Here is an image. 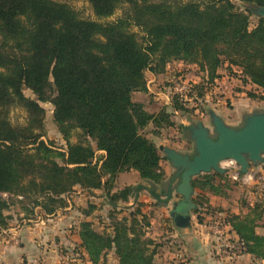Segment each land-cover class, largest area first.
I'll return each mask as SVG.
<instances>
[{
    "label": "trees",
    "instance_id": "16d2710c",
    "mask_svg": "<svg viewBox=\"0 0 264 264\" xmlns=\"http://www.w3.org/2000/svg\"><path fill=\"white\" fill-rule=\"evenodd\" d=\"M84 1L97 19L124 10L119 19L101 24L52 0H0V231L11 222L3 195L33 199L29 217L19 211L22 222L35 209L53 214L76 187L109 191L120 173L135 171L152 185L163 181L160 154L143 130L149 125L156 132L172 128L173 114H149L132 100L134 94L146 93V72L162 75L170 62H180L196 67L211 85L225 60L239 70L242 84L255 88L247 97L264 102V19L250 29L251 14L233 3L264 7V0ZM200 88L198 98L207 89L204 84ZM172 101L174 112L183 110L177 97ZM39 103L53 106V123L67 142L65 152L41 140L44 110ZM12 107L26 112L24 126L10 124ZM72 132L77 137L73 144ZM215 177L229 184L226 177L206 175L191 181L193 191L223 195ZM141 188H126L110 202L127 200ZM169 200L167 195L160 204ZM192 202L196 210L200 204ZM257 209L249 208L228 224L244 243L245 254L264 261V236L255 232ZM115 211L109 215L111 233L80 225L89 263L103 264L112 252L118 264H153L155 245L145 237L147 217L136 210L131 219L118 220Z\"/></svg>",
    "mask_w": 264,
    "mask_h": 264
},
{
    "label": "crops",
    "instance_id": "0c3cea01",
    "mask_svg": "<svg viewBox=\"0 0 264 264\" xmlns=\"http://www.w3.org/2000/svg\"><path fill=\"white\" fill-rule=\"evenodd\" d=\"M181 65L180 62L168 64L162 75L155 76L146 72L147 91L136 95L140 97L139 101L145 104L144 109L147 113L158 114L165 110L169 114H176L168 95L150 91L149 85L154 82L159 84L169 68ZM219 79L216 82L221 81ZM235 97H239V94H236ZM232 105L234 107L232 111H226L220 107L221 112H215L226 125L234 129L241 128L247 116L253 113H264V102L255 104L248 97L236 98ZM171 120L175 123L176 117L172 116ZM181 125H185V123L181 122ZM149 127L153 128L152 125L147 128ZM162 135L156 137L157 139L150 135L145 136L154 143L157 149L166 147L182 155L194 154L191 142L185 140L184 144L175 143L172 139L169 141L162 138ZM159 154L161 158L159 166L163 171L164 179L158 185L142 181L135 171L120 173L115 177L113 187L109 191H105L103 188L86 191L76 187L73 193L64 197L65 205L57 208L53 214L46 215L41 210L35 209L33 218L22 222L15 221L14 225L9 224L6 230L0 231V264H90L81 247L80 225L87 223L96 233H111L109 215L114 209L116 210L115 217L118 220L125 217L131 219L135 216L136 210L147 217L149 227L145 230V237L155 245L153 264H264L263 260L256 259L249 254H244L238 260H225L220 255L218 246L214 245L207 237L203 226L207 220L213 218V209L223 210L227 207L228 204L224 202L228 197L226 190L223 191V195H214L207 190L195 189L192 200H195L197 196L204 197V203L198 205L197 209L194 208L190 213L189 228L175 227L170 212L174 207H179L181 198L172 190L167 204L164 206L160 204V201L166 200L169 194V183L174 171L164 156L160 152ZM97 155L101 158L104 153L98 152ZM202 176L206 175L198 176L192 180ZM218 176L226 177L231 189L233 186L234 188L237 186L236 182L229 180L227 173ZM224 183L223 180L214 178V184L219 185L222 190ZM138 185H141V190L135 192L133 196H128L127 200L118 197L115 199V204L110 202V197L118 195L126 188ZM251 207L252 205L248 202L242 203L241 206L230 212L233 215L232 220L247 214ZM217 212L225 219L230 218L226 211ZM226 223L230 222L226 220ZM228 229L231 237L238 238L229 224ZM111 255H113L112 252L108 257ZM113 257L115 256L113 255Z\"/></svg>",
    "mask_w": 264,
    "mask_h": 264
},
{
    "label": "rangeland",
    "instance_id": "374dc122",
    "mask_svg": "<svg viewBox=\"0 0 264 264\" xmlns=\"http://www.w3.org/2000/svg\"><path fill=\"white\" fill-rule=\"evenodd\" d=\"M59 3H64L70 6L78 16L83 20L94 21L97 23L105 24L108 22H114L115 20L119 19L122 16L124 7H120L117 9L114 14L105 19H97L92 12L91 7L89 4L84 0H52ZM187 1V0H183ZM235 7L240 10L244 11L247 10L244 6V3L234 2ZM249 13V12H248ZM260 18L255 16L250 17V25L249 28L252 29ZM132 32L138 34L140 38L142 36L139 33L138 29L132 28ZM173 62V61H172ZM170 62V63H172ZM223 65L218 69L217 75L219 76V80L214 82L211 85H206L204 75L198 71V69L194 66H186L182 64L180 67L172 66L167 70V74L165 77L162 78V81L158 84L152 83L149 85L150 91L157 92V93H165L168 95V99L173 106L172 98L175 96L173 95L171 88L174 83L180 82L182 80L190 83L192 86L191 92L189 97L194 100V98H198L200 84H204L207 87L204 90L203 97L198 98V103H184L183 110L176 111V114H173L176 117V121L174 124V128H165L161 129L162 132H156L155 129L152 127L145 128L143 130L145 135H150L153 138L157 139L156 137L162 135V138H166L167 140L171 141V139L176 143L179 142L181 144L185 143V129L187 126H191L192 124L202 121L204 124L209 126V120L207 116V112L209 110L221 112L219 109L223 107L226 111H232L234 109L233 102L236 98H245L247 97L248 93L255 92V88L252 86L242 84V79L240 77L239 70L235 67H230L227 61H223ZM169 63V64H170ZM146 74V73H145ZM23 94L30 100H35V97L31 94L28 90H23ZM236 94H239V97H235ZM133 95L132 100L136 103L141 104L145 108V104L140 102V97ZM242 95V96H241ZM135 96V97H134ZM251 100V99H250ZM139 101V102H138ZM146 101V100H144ZM254 101L255 104L260 103L258 100H251ZM39 106L44 110V119H43V130L41 132L42 138L41 140L51 144L52 148L57 151L65 152L67 147V142L64 140L63 136L58 131L57 127L53 123V106L49 103H39ZM145 110V109H144ZM216 113V112H215ZM27 119V114L24 110L18 107H12L8 112V120L12 126L15 127H22L25 125ZM181 122H184L185 125H181ZM157 133V135H156ZM77 141L76 133L72 132L70 135L69 142L71 144ZM157 141V140H156ZM158 142V141H157ZM56 162L61 165L62 162L60 160H56ZM222 168L228 170L227 176L230 178L229 180H233L236 182V187L231 189L227 188L226 186H230V184L225 183L223 185V190L227 192L228 197L224 200L227 207L223 210L219 209H211L213 219L215 218H223L217 211H226L227 216L230 215V218H226L229 222L232 220L233 215L230 214L232 210H235L242 203H247L252 205L253 207H258L259 219L257 217V227L255 232L258 233L259 236H264V157L262 162L257 165H250L248 173L244 176L238 177V166H236L231 161H225L221 164ZM225 194V195H227ZM3 200H5L9 208L5 211V215L11 218L10 224L14 225L15 221H21L19 216V211L24 210L25 217H29V212L32 209V202L33 199H23L18 200L16 197H8L2 196ZM195 201L198 204L204 203V197L201 198L199 196L196 197ZM244 211V210H243ZM245 212V211H244ZM32 216V215H31ZM34 217V216H33ZM32 217V218H33ZM208 221V220H207ZM206 221V222H207ZM109 255V254H108ZM105 258V263L103 264H118L117 258L111 255L110 257Z\"/></svg>",
    "mask_w": 264,
    "mask_h": 264
},
{
    "label": "water",
    "instance_id": "95a60500",
    "mask_svg": "<svg viewBox=\"0 0 264 264\" xmlns=\"http://www.w3.org/2000/svg\"><path fill=\"white\" fill-rule=\"evenodd\" d=\"M249 14L264 19V7L244 3ZM209 126L202 121L192 124L185 135L193 144L194 154L182 155L175 150L159 147L158 151L169 162L174 171L169 183L181 198L179 207L170 212L176 228L190 227L192 202V179L207 174L225 175L228 170L221 164L231 161L238 166V174L246 175L250 165H257L264 157V113H253L246 117L239 129L231 128L212 110L207 112Z\"/></svg>",
    "mask_w": 264,
    "mask_h": 264
},
{
    "label": "built area",
    "instance_id": "2783aa9c",
    "mask_svg": "<svg viewBox=\"0 0 264 264\" xmlns=\"http://www.w3.org/2000/svg\"><path fill=\"white\" fill-rule=\"evenodd\" d=\"M216 82V81H215ZM192 86L190 83L182 80L174 83L171 91L177 100L181 103H198L199 99L189 97ZM209 240L218 246L220 255L228 261L238 260L246 251L244 243L238 238H233L230 235L228 224L225 218H210L203 226Z\"/></svg>",
    "mask_w": 264,
    "mask_h": 264
}]
</instances>
